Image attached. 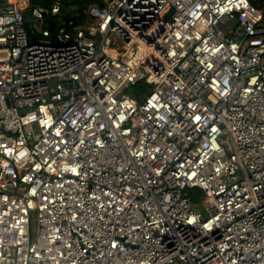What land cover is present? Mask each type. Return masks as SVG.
Wrapping results in <instances>:
<instances>
[{
	"label": "built area",
	"instance_id": "built-area-1",
	"mask_svg": "<svg viewBox=\"0 0 264 264\" xmlns=\"http://www.w3.org/2000/svg\"><path fill=\"white\" fill-rule=\"evenodd\" d=\"M105 2L0 0V264H264V9Z\"/></svg>",
	"mask_w": 264,
	"mask_h": 264
},
{
	"label": "trees",
	"instance_id": "trees-1",
	"mask_svg": "<svg viewBox=\"0 0 264 264\" xmlns=\"http://www.w3.org/2000/svg\"><path fill=\"white\" fill-rule=\"evenodd\" d=\"M255 6L264 9V0H250ZM56 0H30V9L33 7L41 6L51 8ZM105 0H62V13L61 16L53 18L57 24L65 25L69 28H73L79 24L87 21L86 10L92 5L104 6ZM29 10H27L28 12ZM72 22V23H70ZM196 189L191 190V194ZM195 195V194H194Z\"/></svg>",
	"mask_w": 264,
	"mask_h": 264
},
{
	"label": "rangeland",
	"instance_id": "rangeland-1",
	"mask_svg": "<svg viewBox=\"0 0 264 264\" xmlns=\"http://www.w3.org/2000/svg\"><path fill=\"white\" fill-rule=\"evenodd\" d=\"M29 21L34 23V19L31 16H28ZM149 87H151L150 85H148L145 81L138 83L135 86H131L128 90V92L130 93H134L135 91H146L149 90ZM195 194V195H194ZM204 197V193L202 190L200 189H196L193 193V199L196 202V204L198 206H201V202L203 200ZM38 233V222H37V218L35 217L33 219V223H32V237L34 238Z\"/></svg>",
	"mask_w": 264,
	"mask_h": 264
},
{
	"label": "water",
	"instance_id": "water-1",
	"mask_svg": "<svg viewBox=\"0 0 264 264\" xmlns=\"http://www.w3.org/2000/svg\"><path fill=\"white\" fill-rule=\"evenodd\" d=\"M51 25H52L51 29L54 30V29H55V26H56V23H55L54 21H52V22H51ZM25 26H26V29H27V31H28L30 37L32 38V40H35V39H36V34H35V32H34L32 26H31L29 20H26V21H25Z\"/></svg>",
	"mask_w": 264,
	"mask_h": 264
}]
</instances>
